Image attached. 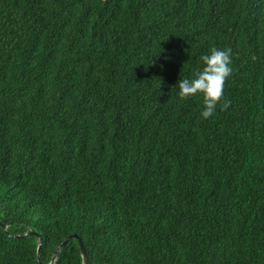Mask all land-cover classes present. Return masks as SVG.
<instances>
[{"label":"trees","instance_id":"16d2710c","mask_svg":"<svg viewBox=\"0 0 264 264\" xmlns=\"http://www.w3.org/2000/svg\"><path fill=\"white\" fill-rule=\"evenodd\" d=\"M213 47L233 73L203 119L175 86ZM78 240L264 264V0H0V264H84Z\"/></svg>","mask_w":264,"mask_h":264},{"label":"clouds","instance_id":"9594fccd","mask_svg":"<svg viewBox=\"0 0 264 264\" xmlns=\"http://www.w3.org/2000/svg\"><path fill=\"white\" fill-rule=\"evenodd\" d=\"M199 59L202 67L196 70L191 78L179 79L175 87H178L181 100L202 96L203 110L200 115L203 119H208L221 102L225 82L233 73L232 49L213 47ZM229 106V102L224 101L221 110H226Z\"/></svg>","mask_w":264,"mask_h":264},{"label":"water","instance_id":"95a60500","mask_svg":"<svg viewBox=\"0 0 264 264\" xmlns=\"http://www.w3.org/2000/svg\"><path fill=\"white\" fill-rule=\"evenodd\" d=\"M71 238H76V236H75V235L69 236L67 239H65V240L60 244L59 247L63 246V245L66 243V241H67L68 239H71ZM78 244H79V247H80V250H81V254H82V257H83V260H84V264H86V254H85L84 247L82 246V243H81L80 240H78ZM57 250H58V249H56V251H55L53 257L56 255Z\"/></svg>","mask_w":264,"mask_h":264}]
</instances>
